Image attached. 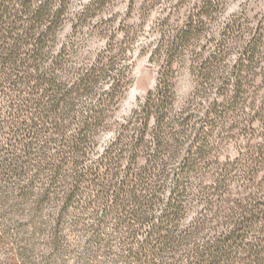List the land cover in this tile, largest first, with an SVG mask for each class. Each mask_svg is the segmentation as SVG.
Here are the masks:
<instances>
[{"label": "trees", "instance_id": "trees-1", "mask_svg": "<svg viewBox=\"0 0 264 264\" xmlns=\"http://www.w3.org/2000/svg\"><path fill=\"white\" fill-rule=\"evenodd\" d=\"M106 1L74 10L75 0H0V233L24 243L17 264H264V130L248 137L264 111L245 116L244 153L204 162L244 111L257 43L196 120L175 110L171 86L189 19L162 40L156 87L118 121L130 82L120 51L107 45L88 66L76 58L77 36Z\"/></svg>", "mask_w": 264, "mask_h": 264}, {"label": "rangeland", "instance_id": "rangeland-1", "mask_svg": "<svg viewBox=\"0 0 264 264\" xmlns=\"http://www.w3.org/2000/svg\"><path fill=\"white\" fill-rule=\"evenodd\" d=\"M90 1L75 0L73 9H80ZM202 3L203 0H107L100 8L95 6L96 15L89 20L90 26L84 29L82 39L77 36L76 40L81 41L76 58L79 66H88L107 45H115L116 51H120L119 64L129 65L130 78L115 111L116 120L122 121L157 85L158 71L166 60L162 40L172 41L191 19L193 31L178 45L171 58V86L175 110L191 113L199 120L215 98L223 99L224 92L216 89L214 83L219 86L233 80L230 69L233 64H239L243 46L254 39L256 58L250 62L255 64L246 89L244 111L236 112L238 124L230 122L225 130L215 133L217 140L211 154L204 158L209 168L245 152L248 144L242 136L245 116L264 111V0H212L201 25L196 23V18ZM88 28L92 30L87 32ZM69 33L66 26L61 38ZM159 47V54L150 58ZM217 49H223L224 53L207 60L209 53ZM211 66L213 69L209 68ZM204 83L206 86L212 83L213 88L202 90L200 85ZM258 124H251L256 129H251L253 133L248 137L263 133L264 127L258 128ZM111 135L109 131L100 140L103 142ZM9 235L0 233V264H17L16 249L24 246ZM87 260L88 255L81 261Z\"/></svg>", "mask_w": 264, "mask_h": 264}]
</instances>
